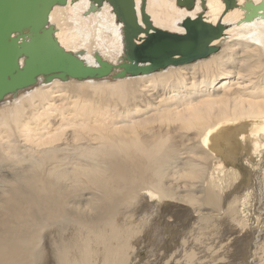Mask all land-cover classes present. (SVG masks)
I'll use <instances>...</instances> for the list:
<instances>
[{
	"label": "bare ground",
	"instance_id": "bare-ground-1",
	"mask_svg": "<svg viewBox=\"0 0 264 264\" xmlns=\"http://www.w3.org/2000/svg\"><path fill=\"white\" fill-rule=\"evenodd\" d=\"M234 1L226 11L224 0L191 10L147 0L156 29L186 35L185 20L202 15L224 30L205 58L175 55L124 77V26L109 3L53 9L60 46L91 68L100 56L112 72L41 76L0 101V264H222L230 253L205 240L221 226L237 262L261 257L264 242L249 245L264 224V12L243 22L246 2L262 0ZM165 230L186 231L177 248L165 247Z\"/></svg>",
	"mask_w": 264,
	"mask_h": 264
},
{
	"label": "water",
	"instance_id": "water-1",
	"mask_svg": "<svg viewBox=\"0 0 264 264\" xmlns=\"http://www.w3.org/2000/svg\"><path fill=\"white\" fill-rule=\"evenodd\" d=\"M68 0H0V101L10 93H16L37 83L42 76L47 82L55 78L67 81L69 78H102L112 72V66L96 60L101 68H91L76 54L66 51L55 38V28L49 25V16L56 6L67 5ZM89 12L109 3L118 21L123 24L125 52L129 63L123 65L117 77L127 74L149 72L173 61L175 55L182 62L205 58L215 52L211 41L219 38L222 25L213 27L203 22L202 15L195 20L186 19V35H175L156 29L147 13V0H142V24L139 21L135 0H90ZM226 11L236 5L234 0H224ZM196 0H177V5L194 9ZM205 9V0H201ZM243 22H250L262 16L264 0L259 5L248 1L244 6ZM149 39L137 44L140 35ZM24 57V64L20 59ZM149 63L140 67L139 63Z\"/></svg>",
	"mask_w": 264,
	"mask_h": 264
},
{
	"label": "rangeland",
	"instance_id": "rangeland-1",
	"mask_svg": "<svg viewBox=\"0 0 264 264\" xmlns=\"http://www.w3.org/2000/svg\"><path fill=\"white\" fill-rule=\"evenodd\" d=\"M142 76V75H141ZM138 77V76H137ZM70 82V81H69ZM245 177H246V179H245ZM249 176H247L246 174L242 177V183H241V187H246V186H248V184H249V178H248ZM248 178V179H247ZM244 182V183H243ZM262 185V184H261ZM263 187V186H262ZM263 192H264V188H263ZM262 199V198H261ZM261 205H262V207H263V202L261 203ZM263 209V208H262ZM258 213V214H257ZM257 216H258V218H261L262 220H263V223H264V212L263 211H257ZM189 221H191L190 219H189ZM233 224V223H232ZM192 225V224H191ZM190 225V226H191ZM234 226H236L235 224H234ZM254 226V228H257L256 227V225L254 224L253 225ZM205 227V226H204ZM226 227V226H225ZM225 227H223V226H221V227H219L218 229H217V231L216 232H211V235L212 236H206V237H209V238H206L205 240H208V239H210L211 241H212V244L211 245H215L216 246V249H217V251L219 252V253H221L222 255H225V257L228 259V255L226 254V251L228 252V253H230V256H231V259H228L229 261L228 262H224L225 264L227 263V264H248L247 262H246V260L245 261H239V262H237L236 261V258H233V256H234V254H233V249L232 248H229L230 246H229V243L228 242H222L224 239H222V237H221V235L220 234H218L219 232H222V230L225 228ZM192 229V228H191ZM181 231V232H180ZM186 231H188V232H190L189 231V229L188 230H186ZM186 231H183V230H178L177 232L179 233H176V232H172V234L174 233H176L175 234V236H176V241H178V242H180V241H182L183 240V238H184V234H185V232ZM154 232H155V230L153 229L151 232H150V237L152 238V240H153V235H155L154 234ZM256 232V231H255ZM260 232V233H259ZM259 232H256L255 233V235H253V234H251L252 236H253V238H252V236H251V240L253 241V242H251V240H250V242H251V244L252 245H249L250 246V250L251 251H253V250H255V249H257V244H258V246H261L262 244H263V242H264V224H263V229L262 230H259ZM259 233V234H258ZM168 237V239H167V237ZM175 236H172L171 234H169L166 230L164 231V237L167 239V240H165V247L167 246V247H170V248H173V247H175V248H177V244L176 243H174V242H176L175 241V239L173 240V238L175 237ZM181 236V237H180ZM210 237H212V238H210ZM215 237V238H214ZM217 237H219L218 239H216ZM164 238V239H165ZM256 238V239H255ZM259 238V239H258ZM178 239H180V240H178ZM213 239L215 240V241H213ZM217 241V242H216ZM216 242V243H215ZM218 242H221V243H218ZM256 242V243H255ZM261 242V243H260ZM173 243V244H172ZM253 243H255L256 244V246H255V244H253ZM226 245L227 246V248L228 249H226V247L224 248V250H219V248H220V245H221V247L223 246V245ZM228 244V245H227ZM261 244V245H260ZM172 245V246H171ZM231 245V244H230ZM163 246V244H161V245H156V247L154 248V252H155V250L157 249V247L158 248H160V247H162ZM145 251V252H144ZM147 251V252H146ZM221 251V252H220ZM258 252H260V254H258V255H260L261 257H256L257 259H254L253 260V263H251V264H263L262 262H261V259L260 258H263L262 260H264V257H262V256H264V252H261V250H258ZM145 253V254H144ZM218 253V254H219ZM151 254V251H148L147 249H145V250H143V252H142V258L144 259L145 258V256L146 257H148L149 255ZM221 258V257H220ZM232 261V262H231ZM252 261V260H251ZM250 261V262H251ZM224 263H222V264H224ZM139 264H145L144 262L142 263H139ZM214 264H216V262L214 263ZM250 264V263H249Z\"/></svg>",
	"mask_w": 264,
	"mask_h": 264
}]
</instances>
